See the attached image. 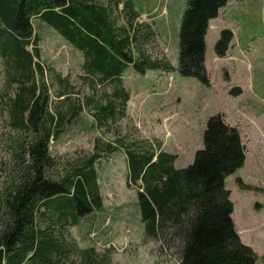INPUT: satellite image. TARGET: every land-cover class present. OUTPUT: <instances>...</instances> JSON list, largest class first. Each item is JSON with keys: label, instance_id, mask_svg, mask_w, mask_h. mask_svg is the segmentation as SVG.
Returning <instances> with one entry per match:
<instances>
[{"label": "trees", "instance_id": "obj_1", "mask_svg": "<svg viewBox=\"0 0 264 264\" xmlns=\"http://www.w3.org/2000/svg\"><path fill=\"white\" fill-rule=\"evenodd\" d=\"M228 1L187 0L174 64L149 50L154 30L139 21L144 8L134 0H0V66L9 86L3 105L13 159L0 185V264H114L110 247L81 245L70 227L101 207L98 161L119 149L126 156L127 180L137 185L135 204L145 240L176 248L179 264H256L258 253L236 227L235 203L225 182L244 164L246 145L221 112L209 115L204 145L181 167L175 165L178 153L165 149L158 137L116 130L113 139L96 140L95 149L85 154L66 158L52 150L74 120L89 128L111 127L125 115L131 93L123 74L129 65L140 72L176 70L211 84L206 34L211 18ZM35 19L83 51L86 82L101 86L102 99L72 96L73 83L57 73L62 89L52 105L45 65L38 59L41 36ZM233 37L232 28L221 29L217 55L227 54ZM86 106L93 114L90 123L82 119Z\"/></svg>", "mask_w": 264, "mask_h": 264}, {"label": "rangeland", "instance_id": "obj_2", "mask_svg": "<svg viewBox=\"0 0 264 264\" xmlns=\"http://www.w3.org/2000/svg\"><path fill=\"white\" fill-rule=\"evenodd\" d=\"M144 8L139 21L154 30L149 50L178 63V29L187 0H134ZM122 7V4H120ZM121 20H123L121 18ZM41 36L40 59L45 65V84L52 105L58 103L62 89L57 73L73 83L72 96L102 99L101 86L93 87L84 75L83 51L73 46L55 28L34 20ZM206 36V65L211 84L176 70L140 72L129 65L123 82L130 90L125 115L111 127L83 126L81 119L57 139L52 150L63 157H74L95 149V141L113 139L116 132L154 139L165 149L178 153L175 165L185 166L204 145L203 132L209 115L221 112L227 122L237 126L246 145V160L226 176V186L235 202L232 216L244 240L258 253L256 264H264V0H229L211 22ZM224 27L234 31L228 53L219 56L215 44ZM240 90H232L235 87ZM113 90V84L107 85ZM240 91L239 93H237ZM9 92L0 66V185L6 181L10 125L4 108ZM86 123L93 121L87 106ZM116 130V132H115ZM102 205L92 210L70 231L81 245L95 243L110 247L114 264H179L176 248L164 249L158 239L145 240L144 222L136 207L137 185L129 184L127 161L122 149L103 155L98 161ZM246 187V188H245Z\"/></svg>", "mask_w": 264, "mask_h": 264}, {"label": "crops", "instance_id": "obj_3", "mask_svg": "<svg viewBox=\"0 0 264 264\" xmlns=\"http://www.w3.org/2000/svg\"><path fill=\"white\" fill-rule=\"evenodd\" d=\"M218 16V15H217ZM217 16H215V17H217ZM215 17H213V18H211V20H210V23H209V27H208V31H207V34H208V32L210 31V29H211V22H212V20L215 18ZM207 34H206V36H207ZM234 38V37H233ZM232 42V41H231ZM207 49V48H206ZM228 53V52H227ZM206 60H207V57H206Z\"/></svg>", "mask_w": 264, "mask_h": 264}]
</instances>
